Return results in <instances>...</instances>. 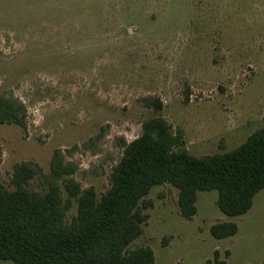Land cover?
Returning a JSON list of instances; mask_svg holds the SVG:
<instances>
[{"label": "rangeland", "instance_id": "1", "mask_svg": "<svg viewBox=\"0 0 264 264\" xmlns=\"http://www.w3.org/2000/svg\"><path fill=\"white\" fill-rule=\"evenodd\" d=\"M0 95L24 120L0 123L7 190L25 162L39 168L28 190L45 192L59 150L99 198L153 118L194 157L230 151L264 127V0H0ZM143 199L147 219L127 249L149 247L153 264H212L215 251L226 264L262 263L264 187L237 216L219 210L216 190L197 192L191 218L169 183ZM76 213L70 198L65 222ZM222 221L237 231L216 239L209 228Z\"/></svg>", "mask_w": 264, "mask_h": 264}, {"label": "trees", "instance_id": "2", "mask_svg": "<svg viewBox=\"0 0 264 264\" xmlns=\"http://www.w3.org/2000/svg\"><path fill=\"white\" fill-rule=\"evenodd\" d=\"M22 105L0 95V123L24 127ZM179 137L160 118L143 124L142 133L125 145L110 174L109 188L97 198L90 187L81 189L71 177L74 167L64 163L59 150L50 162L47 190H28V180L39 172L32 163L16 165L13 190L0 184V260L15 264H153L149 247L127 246L142 232L150 206L143 199L153 185L169 183L178 189L181 216L196 213L198 191L216 190V203L226 216L248 211L253 196L264 187V127L251 133L236 148L194 157L177 148ZM62 182L67 197H61ZM70 198L76 216L65 222ZM216 238L233 235L231 221L212 224ZM212 264H226L214 252ZM264 264V258L262 263Z\"/></svg>", "mask_w": 264, "mask_h": 264}]
</instances>
